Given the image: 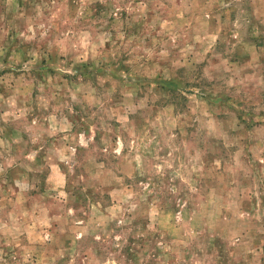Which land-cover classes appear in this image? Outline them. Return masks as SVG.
<instances>
[{
    "label": "rangeland",
    "instance_id": "374dc122",
    "mask_svg": "<svg viewBox=\"0 0 264 264\" xmlns=\"http://www.w3.org/2000/svg\"><path fill=\"white\" fill-rule=\"evenodd\" d=\"M0 264H264V0H0Z\"/></svg>",
    "mask_w": 264,
    "mask_h": 264
}]
</instances>
